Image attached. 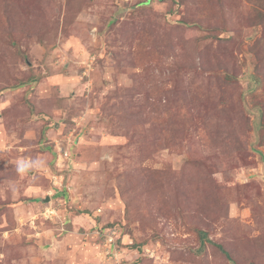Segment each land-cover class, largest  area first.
<instances>
[{"label":"rangeland","instance_id":"1","mask_svg":"<svg viewBox=\"0 0 264 264\" xmlns=\"http://www.w3.org/2000/svg\"><path fill=\"white\" fill-rule=\"evenodd\" d=\"M0 264H264V0H0Z\"/></svg>","mask_w":264,"mask_h":264},{"label":"clouds","instance_id":"2","mask_svg":"<svg viewBox=\"0 0 264 264\" xmlns=\"http://www.w3.org/2000/svg\"><path fill=\"white\" fill-rule=\"evenodd\" d=\"M16 164L18 165L17 168H16V171L21 176L27 175V173L30 170H33V169H37L38 170V169L42 168L38 163L37 164H33V163H31L30 160H24V159L17 160Z\"/></svg>","mask_w":264,"mask_h":264},{"label":"built area","instance_id":"3","mask_svg":"<svg viewBox=\"0 0 264 264\" xmlns=\"http://www.w3.org/2000/svg\"><path fill=\"white\" fill-rule=\"evenodd\" d=\"M62 150H63V149H61V151H62ZM62 152H63V151H62ZM59 157H60V158H59V161H61V160H67V159L69 158L68 152H65L64 155L61 154ZM58 165H60V163H59ZM53 178L55 179L54 184H55V185H56V183L58 184L57 179H58L59 177H58V176H54ZM51 214H55V211H54V210H47V212H46L44 215L47 216V217H51Z\"/></svg>","mask_w":264,"mask_h":264},{"label":"trees","instance_id":"4","mask_svg":"<svg viewBox=\"0 0 264 264\" xmlns=\"http://www.w3.org/2000/svg\"><path fill=\"white\" fill-rule=\"evenodd\" d=\"M227 78H228V79H232L233 77H231L230 75H227ZM253 79H254V80L256 79V81L259 82V80H258V78L256 77V75L253 77Z\"/></svg>","mask_w":264,"mask_h":264},{"label":"water","instance_id":"5","mask_svg":"<svg viewBox=\"0 0 264 264\" xmlns=\"http://www.w3.org/2000/svg\"><path fill=\"white\" fill-rule=\"evenodd\" d=\"M45 201H46V202H49V201H50V198H47Z\"/></svg>","mask_w":264,"mask_h":264}]
</instances>
